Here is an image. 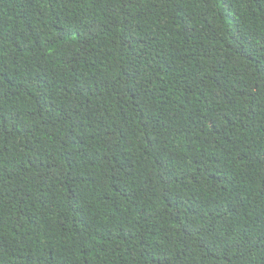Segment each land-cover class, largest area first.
<instances>
[{
  "label": "trees",
  "instance_id": "16d2710c",
  "mask_svg": "<svg viewBox=\"0 0 264 264\" xmlns=\"http://www.w3.org/2000/svg\"><path fill=\"white\" fill-rule=\"evenodd\" d=\"M0 264H264V0H0Z\"/></svg>",
  "mask_w": 264,
  "mask_h": 264
}]
</instances>
